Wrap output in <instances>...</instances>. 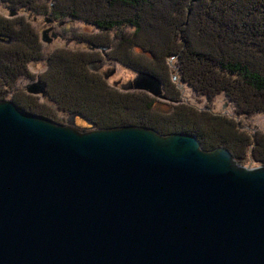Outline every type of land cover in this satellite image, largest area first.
Here are the masks:
<instances>
[{"label":"water","instance_id":"water-1","mask_svg":"<svg viewBox=\"0 0 264 264\" xmlns=\"http://www.w3.org/2000/svg\"><path fill=\"white\" fill-rule=\"evenodd\" d=\"M120 90L165 100L149 72ZM25 91L47 98L40 79ZM0 264H264V164L190 134L94 128L78 113L57 124L2 99Z\"/></svg>","mask_w":264,"mask_h":264},{"label":"trees","instance_id":"trees-1","mask_svg":"<svg viewBox=\"0 0 264 264\" xmlns=\"http://www.w3.org/2000/svg\"><path fill=\"white\" fill-rule=\"evenodd\" d=\"M0 4L93 25L102 33L79 37L109 47L106 56L127 68L153 74L161 82L165 101L109 85L89 69L90 63L102 59L100 51L67 48L53 49L38 76L46 84L47 101L28 95L16 85L21 78L32 80L28 65L41 59V43L30 16L16 12L12 18L0 14V100L9 99L19 110L57 124H62V113H78L94 128L134 125L163 135L190 134L204 150L225 147L240 165L246 159L264 164V135L249 137L237 119L264 112V0H0ZM122 26L131 29L114 44L102 31ZM7 39L11 41L6 43ZM179 83L204 98L205 108L181 101ZM220 94L233 103V116L213 112L212 102ZM157 102L168 108L158 109Z\"/></svg>","mask_w":264,"mask_h":264},{"label":"rangeland","instance_id":"rangeland-1","mask_svg":"<svg viewBox=\"0 0 264 264\" xmlns=\"http://www.w3.org/2000/svg\"><path fill=\"white\" fill-rule=\"evenodd\" d=\"M11 12H16V15L18 14H23L25 16H30L28 17L32 23V25L36 28L39 41L41 43V59L38 60H33L32 62L29 63L28 65V70L31 75H33L32 80L30 79H24L21 78L17 82V88L22 89L25 93V86L31 82L36 81L37 79H40L38 76L42 74V72L45 71L46 68V61L45 59L47 58V55L55 48H67L70 50L74 51H80V52H93V51H99L97 49L91 50L92 43H87L84 41L83 38L79 36H84L86 38L90 34H98L102 33L94 27L93 25L87 24L82 20L75 19V18H70V17H62V18H57L62 25L56 29V33L62 34V38H55L52 40L51 43H43L40 40V34L41 31L43 30V25L44 23V18L48 16V14L44 15H33L32 12L24 10V9H11L5 5L0 4V14L4 15L8 18L15 17L16 15L10 16ZM131 28L128 26H122L118 28H113L111 30H102L103 33L107 32V34L111 37L112 43H117L120 39V35L122 32L129 31ZM94 45V44H93ZM101 53V52H100ZM174 67V66H173ZM89 69L94 72H99L102 76L106 77V81L109 85L120 89L122 84L127 83L130 80H133L136 76V71L131 70L122 64L111 60L107 58H102L99 61H94L89 64ZM41 80V79H40ZM174 81H176V78H173ZM180 88V91L182 92L181 96V101L186 102V103H191L193 105H196L199 108H205L206 102L204 98L196 96L191 88L183 83H179L177 85ZM16 88V89H17ZM31 95V94H28ZM35 96V95H31ZM39 97L40 101H47V99H43L40 96ZM155 98V97H154ZM161 101H165L164 99H159ZM158 109L160 110H165L168 108V106L164 105V103L157 102L155 105ZM211 108L213 112L215 113H220L224 114L227 116H233V103L228 100L225 96L222 94L218 95L217 97L214 98ZM62 117L63 121L62 124L67 125L70 124L71 121V114L68 113H62L59 115ZM240 122V126L242 127L247 134H249V137H252L254 134L256 136L257 133H260L264 135V112L258 113L254 115L253 117L249 119H244V118H237ZM75 125L78 127H90L89 124L81 120L80 118H75L74 119ZM251 148V146L248 148V150ZM245 167H256L260 165H255L250 159H246L244 161Z\"/></svg>","mask_w":264,"mask_h":264},{"label":"flooded vegetation","instance_id":"flooded-vegetation-1","mask_svg":"<svg viewBox=\"0 0 264 264\" xmlns=\"http://www.w3.org/2000/svg\"><path fill=\"white\" fill-rule=\"evenodd\" d=\"M51 18H52V21H51V23L50 24H48V25H43V29L44 28H46V27H48V26H50L51 28H52V31L50 32V33H54L55 35H56V38H62V34L60 33V34H58V33H56V29H58L61 25H62V23L57 19V18H55V17H52L51 16ZM59 26V27H58ZM84 41H85V39H84ZM87 42V41H86ZM87 43H89V42H87ZM109 49V47H107V50ZM91 50H94V49H91ZM100 51V50H99ZM101 52V55H102V58H107V59H109L107 56H106V50L104 51V52H102V51H100ZM101 60V59H100ZM99 61V60H98ZM103 77H105V76H103ZM47 99V98H46Z\"/></svg>","mask_w":264,"mask_h":264},{"label":"bare ground","instance_id":"bare-ground-1","mask_svg":"<svg viewBox=\"0 0 264 264\" xmlns=\"http://www.w3.org/2000/svg\"><path fill=\"white\" fill-rule=\"evenodd\" d=\"M144 92V91H143Z\"/></svg>","mask_w":264,"mask_h":264}]
</instances>
